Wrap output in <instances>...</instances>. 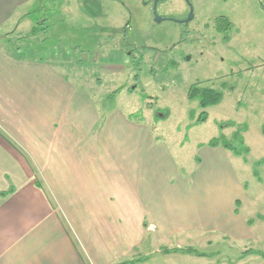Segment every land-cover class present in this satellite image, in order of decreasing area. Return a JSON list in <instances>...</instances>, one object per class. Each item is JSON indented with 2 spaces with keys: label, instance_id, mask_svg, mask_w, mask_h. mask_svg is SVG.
Wrapping results in <instances>:
<instances>
[{
  "label": "rangeland",
  "instance_id": "obj_1",
  "mask_svg": "<svg viewBox=\"0 0 264 264\" xmlns=\"http://www.w3.org/2000/svg\"><path fill=\"white\" fill-rule=\"evenodd\" d=\"M32 7L35 31L27 32V24L4 31L0 46L65 65L59 70L91 102L153 129L154 147L172 155L184 179L182 216L198 198L238 210L244 235L239 228L203 231L195 240L205 253L198 264H264V163L258 165L264 160V0H34ZM219 19L232 24L229 42ZM196 84L220 91L223 101L201 108L199 99H189ZM203 112L207 121L197 123ZM244 124L249 154L205 155L206 145L222 136L238 145L233 135ZM176 186L171 181V191ZM178 260L168 262L184 264Z\"/></svg>",
  "mask_w": 264,
  "mask_h": 264
},
{
  "label": "crops",
  "instance_id": "obj_2",
  "mask_svg": "<svg viewBox=\"0 0 264 264\" xmlns=\"http://www.w3.org/2000/svg\"><path fill=\"white\" fill-rule=\"evenodd\" d=\"M33 2L0 0V33L34 32ZM64 68L0 46V264H198L203 231L243 232L211 198L182 216L185 182L153 129L91 102Z\"/></svg>",
  "mask_w": 264,
  "mask_h": 264
},
{
  "label": "trees",
  "instance_id": "obj_3",
  "mask_svg": "<svg viewBox=\"0 0 264 264\" xmlns=\"http://www.w3.org/2000/svg\"><path fill=\"white\" fill-rule=\"evenodd\" d=\"M264 8V7H263ZM220 20V19H219ZM219 24V31L225 34V41H230V36L228 35V32L233 28L232 24L225 19L220 20ZM118 92H116L113 96H115ZM147 98V96L145 97ZM224 95L215 89L207 88V87H200V84H196L192 86L190 89L189 99L195 100L199 99L200 101V107L203 109H207L212 106L219 105L223 101ZM163 118V117H162ZM208 119V116L206 112H203L199 119L197 120V123H203L206 122ZM231 126H237L236 124L232 123L229 124ZM222 129L224 126H221ZM248 127L247 125H241L238 126V129L235 131V134L233 135V140L238 145H234L232 141H228L224 136L214 139L209 143V146L211 147H223L229 151H231L233 154L237 156H244L249 154L250 149L245 146V140H244V133L247 132ZM264 163V160L259 162L258 165H261ZM255 174L259 176L258 172L255 171ZM5 195V194H3ZM237 204H239V201H237ZM236 213H238V210H236Z\"/></svg>",
  "mask_w": 264,
  "mask_h": 264
},
{
  "label": "water",
  "instance_id": "obj_4",
  "mask_svg": "<svg viewBox=\"0 0 264 264\" xmlns=\"http://www.w3.org/2000/svg\"><path fill=\"white\" fill-rule=\"evenodd\" d=\"M158 1H159V0H156V4L158 3ZM188 1H190V0H188ZM156 9H157V7L155 6V8H154L155 12H156ZM192 19H193V13L190 15V17H189V19H188L187 22H190ZM156 21L160 23V22L163 21V19H162V18H159V17L156 15Z\"/></svg>",
  "mask_w": 264,
  "mask_h": 264
}]
</instances>
